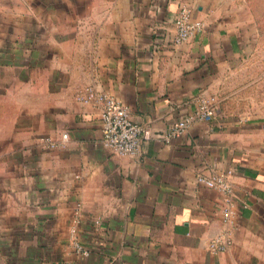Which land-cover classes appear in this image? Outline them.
<instances>
[{
	"label": "crops",
	"instance_id": "crops-1",
	"mask_svg": "<svg viewBox=\"0 0 264 264\" xmlns=\"http://www.w3.org/2000/svg\"><path fill=\"white\" fill-rule=\"evenodd\" d=\"M183 6L203 28L174 47ZM89 87L139 155L102 147ZM228 170L230 196L196 181ZM0 264H264V0H0Z\"/></svg>",
	"mask_w": 264,
	"mask_h": 264
},
{
	"label": "built area",
	"instance_id": "built-area-1",
	"mask_svg": "<svg viewBox=\"0 0 264 264\" xmlns=\"http://www.w3.org/2000/svg\"><path fill=\"white\" fill-rule=\"evenodd\" d=\"M173 26L174 33L168 42L174 47L184 44L203 28L201 22L192 19L191 10L186 6H183L178 12ZM76 98L80 102H96L98 105L102 123L101 145L111 155L137 156L139 155L142 141L155 137L150 135L147 130L135 124L130 118L129 108L111 96L89 87L79 92ZM216 112L217 106L214 98H201L197 111L193 115L184 117L174 124L165 140L183 135L189 124L195 120H213ZM67 136V133H62L59 140H55L52 137H44L42 141L46 149L54 150L66 146ZM231 174L230 170L211 177L200 174L197 176L196 181L200 185L216 189L224 195L230 196L231 183L229 176ZM229 200L230 198H227L226 202ZM223 211L225 216H227L229 209L225 207ZM226 247L227 243L220 237L214 238L209 242V250L212 253L221 252Z\"/></svg>",
	"mask_w": 264,
	"mask_h": 264
}]
</instances>
